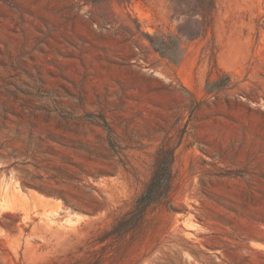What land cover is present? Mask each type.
Returning <instances> with one entry per match:
<instances>
[{
    "label": "rangeland",
    "instance_id": "rangeland-1",
    "mask_svg": "<svg viewBox=\"0 0 264 264\" xmlns=\"http://www.w3.org/2000/svg\"><path fill=\"white\" fill-rule=\"evenodd\" d=\"M0 264H264V0H0Z\"/></svg>",
    "mask_w": 264,
    "mask_h": 264
},
{
    "label": "trees",
    "instance_id": "trees-1",
    "mask_svg": "<svg viewBox=\"0 0 264 264\" xmlns=\"http://www.w3.org/2000/svg\"><path fill=\"white\" fill-rule=\"evenodd\" d=\"M170 168L171 161L165 164L162 163L158 165V168L156 170V177L152 179L147 192L138 198L135 208L132 211L128 212L126 215L122 216L118 221V224L115 228L118 233L124 234L129 231H133L140 225V223L143 221L148 207L160 199V188L164 186L166 189H168L171 184V178L166 179L165 181H161L157 178V173L159 174L161 170H170Z\"/></svg>",
    "mask_w": 264,
    "mask_h": 264
}]
</instances>
